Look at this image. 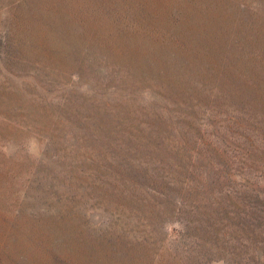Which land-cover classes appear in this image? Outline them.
<instances>
[{
  "label": "rangeland",
  "instance_id": "374dc122",
  "mask_svg": "<svg viewBox=\"0 0 264 264\" xmlns=\"http://www.w3.org/2000/svg\"><path fill=\"white\" fill-rule=\"evenodd\" d=\"M263 96L264 0H0V264H264Z\"/></svg>",
  "mask_w": 264,
  "mask_h": 264
},
{
  "label": "trees",
  "instance_id": "16d2710c",
  "mask_svg": "<svg viewBox=\"0 0 264 264\" xmlns=\"http://www.w3.org/2000/svg\"><path fill=\"white\" fill-rule=\"evenodd\" d=\"M253 86H254L253 88H258V85H256L255 83L253 84ZM263 97H264V96H263ZM107 170H108V167H107ZM149 171H150L149 169H146V170H145V173H146L147 177H149L148 179H152V178L148 175ZM108 176H111V175L108 173ZM116 177H119V178H117V179H120V176H119V175H117ZM116 177H115V178H116ZM120 180H121V179H120ZM138 185H139V183H138ZM121 196H122V195H121ZM108 202H109V201H108ZM108 202H107V204H109ZM110 202H111V201H110Z\"/></svg>",
  "mask_w": 264,
  "mask_h": 264
}]
</instances>
